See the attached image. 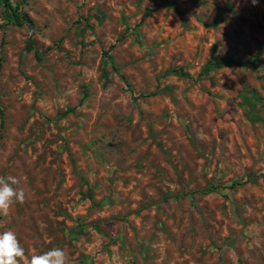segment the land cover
<instances>
[{
	"label": "rangeland",
	"instance_id": "rangeland-1",
	"mask_svg": "<svg viewBox=\"0 0 264 264\" xmlns=\"http://www.w3.org/2000/svg\"><path fill=\"white\" fill-rule=\"evenodd\" d=\"M9 1L0 175L26 201L0 233L69 264H264V49L230 62L264 0Z\"/></svg>",
	"mask_w": 264,
	"mask_h": 264
},
{
	"label": "clouds",
	"instance_id": "clouds-1",
	"mask_svg": "<svg viewBox=\"0 0 264 264\" xmlns=\"http://www.w3.org/2000/svg\"><path fill=\"white\" fill-rule=\"evenodd\" d=\"M252 3L255 4L256 0ZM19 185L16 176L0 175V215L7 216L16 204L25 203L26 192ZM0 264H69V260L59 247L28 257L16 234L8 230L0 233Z\"/></svg>",
	"mask_w": 264,
	"mask_h": 264
},
{
	"label": "trees",
	"instance_id": "trees-1",
	"mask_svg": "<svg viewBox=\"0 0 264 264\" xmlns=\"http://www.w3.org/2000/svg\"><path fill=\"white\" fill-rule=\"evenodd\" d=\"M3 6L5 9L9 10L8 15L6 16V20L7 22H14L15 25L20 26L23 24L22 19L27 20L26 16H22L21 14L18 13V8L17 6H12L9 0H1ZM113 46H110V48L108 49V51H110L112 49ZM263 49H264V40L262 41L259 50L256 52V54L253 56V58L250 61L247 60H243V61H239V60H234V61H230L231 63L235 64L238 67H242V68H251L253 67L256 62L259 60V58L262 56L263 54ZM104 55L109 59L110 61V65L111 67L116 70V66L112 60V57L108 54V52H105ZM168 73H176V74H181L184 75L186 77H190L188 73L184 72V70H182L181 68L179 69H172L166 72V74ZM154 94H150L148 96H152ZM2 115V112H1Z\"/></svg>",
	"mask_w": 264,
	"mask_h": 264
}]
</instances>
